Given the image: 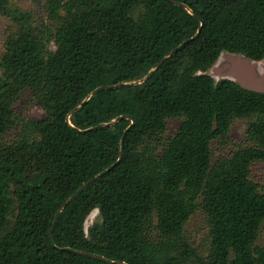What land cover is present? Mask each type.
Here are the masks:
<instances>
[{
  "label": "trees",
  "instance_id": "obj_1",
  "mask_svg": "<svg viewBox=\"0 0 264 264\" xmlns=\"http://www.w3.org/2000/svg\"><path fill=\"white\" fill-rule=\"evenodd\" d=\"M0 17V264H264V92L209 74L264 59V0H0ZM24 93L43 118L16 113Z\"/></svg>",
  "mask_w": 264,
  "mask_h": 264
},
{
  "label": "water",
  "instance_id": "obj_2",
  "mask_svg": "<svg viewBox=\"0 0 264 264\" xmlns=\"http://www.w3.org/2000/svg\"><path fill=\"white\" fill-rule=\"evenodd\" d=\"M203 22L201 24V27L198 30V33L201 32L202 28H203ZM190 40L189 39L185 42L182 43V45L176 49H174L168 56H166L164 59H162L155 67V69H153L147 77H145L143 80H147L152 74L153 72L158 69L169 57L173 56L174 54H176L181 47L185 46ZM212 71L215 75L219 76L220 79H227V80H231L237 84H239L241 87L251 90V91H256V92H264V59L260 62L257 61H253L243 55H236V54H230V53H224L220 56L219 60L217 61V63L212 67ZM212 76V75H211ZM213 77V76H212ZM214 78V77H213ZM218 81V80H217ZM123 84H119L117 86H111V87H99L96 90L93 91L92 95L103 91L105 89H113V88H117L119 86H121ZM78 109V108H77ZM76 109V110H77ZM123 118H129V117H123ZM121 118L116 119L115 121H113L112 123L109 124H102L101 126H110L113 125L115 123H117ZM132 120V125L135 123V121L130 118ZM96 129V128H95ZM91 130V129H90ZM124 136L122 138V148H121V154H120V158L117 161V163H115L114 165H112L111 167H109L107 169V172L110 171L112 168H114L121 160L123 157V144H124ZM103 175V173L95 176L94 178H92L91 180H89L87 183H85L81 188H79L61 207V209L58 211V213L56 214L51 230H50V235H52L53 229L55 227V224L62 212V210L69 205L75 198H77L82 191L89 186L91 183H93L95 180H97L98 178H100ZM65 250L68 251H73L77 254H81V255H85V256H90L93 258H98L100 260L106 261L108 263H117V264H123L121 262H114L111 260H107L104 257H101L99 255H95V254H90V253H86V252H81V251H76L70 248H66Z\"/></svg>",
  "mask_w": 264,
  "mask_h": 264
},
{
  "label": "rangeland",
  "instance_id": "obj_3",
  "mask_svg": "<svg viewBox=\"0 0 264 264\" xmlns=\"http://www.w3.org/2000/svg\"><path fill=\"white\" fill-rule=\"evenodd\" d=\"M27 1V0H26ZM29 3V1H28ZM7 25V22L0 17V55L3 53V37L4 30ZM209 74L214 77L217 81L220 79L219 76L215 75L212 69L209 71ZM16 113L24 117L25 119H41L44 117V112L37 104V102L31 97L29 93H24L20 99L15 104ZM181 121L179 119H169L168 120V132L166 136L174 135L180 127ZM246 130V124L242 120H237L231 129L230 141L228 142L229 147L223 148L218 147V151L220 150L222 154L229 153L232 149L231 146L237 145L238 143L244 140ZM254 177L256 180L264 182V165L258 166L254 172ZM98 215V211L95 210L87 219L86 229L93 223L96 216ZM203 227V218L198 215L194 217L190 223L188 224L189 233L195 235L198 234L202 230ZM261 243H264V227L262 230V235L260 239Z\"/></svg>",
  "mask_w": 264,
  "mask_h": 264
}]
</instances>
